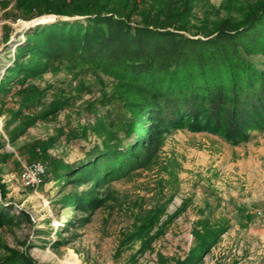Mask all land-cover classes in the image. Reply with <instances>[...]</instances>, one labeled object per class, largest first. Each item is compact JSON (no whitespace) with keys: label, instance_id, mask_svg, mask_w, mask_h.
Masks as SVG:
<instances>
[{"label":"rangeland","instance_id":"obj_1","mask_svg":"<svg viewBox=\"0 0 264 264\" xmlns=\"http://www.w3.org/2000/svg\"><path fill=\"white\" fill-rule=\"evenodd\" d=\"M18 1L0 0V79L28 29L59 18L26 20ZM227 5L196 0L192 23L226 16ZM110 80L83 65L54 63L0 93V203L10 216L0 223V263L181 264L213 233L195 264H264L262 132L241 145L209 132H170L149 163L96 187L95 207L63 201L94 182L59 181L57 172L97 160L105 131L120 134L129 119ZM34 162L46 168L37 189L21 180Z\"/></svg>","mask_w":264,"mask_h":264},{"label":"trees","instance_id":"obj_2","mask_svg":"<svg viewBox=\"0 0 264 264\" xmlns=\"http://www.w3.org/2000/svg\"><path fill=\"white\" fill-rule=\"evenodd\" d=\"M195 2L18 1L26 20L59 18L28 29L0 79V93L51 64L83 65L111 78L112 97L129 115L120 134L105 131L97 160L57 172L59 181L94 182L90 190L65 197L66 204L95 207L96 187L149 163L170 132H209L231 145L264 133V0H228L226 16L194 24ZM0 192L4 196L2 184ZM7 210L0 203V223L10 218ZM212 236H202L181 264H195ZM19 259L26 260L0 264Z\"/></svg>","mask_w":264,"mask_h":264},{"label":"built area","instance_id":"obj_3","mask_svg":"<svg viewBox=\"0 0 264 264\" xmlns=\"http://www.w3.org/2000/svg\"><path fill=\"white\" fill-rule=\"evenodd\" d=\"M46 168L41 162L25 165L22 169L21 180L26 187L37 189L43 181ZM257 216H264V212L258 211Z\"/></svg>","mask_w":264,"mask_h":264},{"label":"crops","instance_id":"obj_4","mask_svg":"<svg viewBox=\"0 0 264 264\" xmlns=\"http://www.w3.org/2000/svg\"><path fill=\"white\" fill-rule=\"evenodd\" d=\"M257 134L259 135L260 133H259V132H257V131H256V132H253V133H252V136H254V135H255V136H257ZM252 138H253V137H251V139H250L249 141H251V140H252ZM249 141H248V142H249ZM248 142H245V143H248ZM241 144H242V143H241ZM241 144H239V145H241Z\"/></svg>","mask_w":264,"mask_h":264},{"label":"bare ground","instance_id":"obj_5","mask_svg":"<svg viewBox=\"0 0 264 264\" xmlns=\"http://www.w3.org/2000/svg\"><path fill=\"white\" fill-rule=\"evenodd\" d=\"M68 260H69L70 262H72V258H69Z\"/></svg>","mask_w":264,"mask_h":264}]
</instances>
